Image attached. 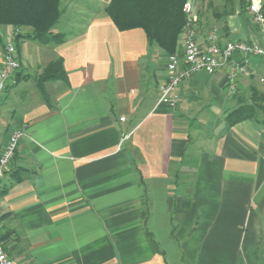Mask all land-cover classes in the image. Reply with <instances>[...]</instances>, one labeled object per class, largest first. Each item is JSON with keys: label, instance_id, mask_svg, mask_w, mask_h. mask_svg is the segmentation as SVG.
I'll use <instances>...</instances> for the list:
<instances>
[{"label": "crops", "instance_id": "crops-1", "mask_svg": "<svg viewBox=\"0 0 264 264\" xmlns=\"http://www.w3.org/2000/svg\"><path fill=\"white\" fill-rule=\"evenodd\" d=\"M107 3L81 28H56L61 43L17 46L0 153L14 129L26 135L0 180L5 251L13 264H264V95L257 119L226 121L236 94H264L263 58L249 56L235 94L223 66L183 79L175 106L159 102L167 54L141 28L119 30ZM248 3L232 0L225 24L204 18L198 41L217 26L221 44L261 42ZM58 56L67 79L46 81L44 98L36 76Z\"/></svg>", "mask_w": 264, "mask_h": 264}, {"label": "trees", "instance_id": "trees-1", "mask_svg": "<svg viewBox=\"0 0 264 264\" xmlns=\"http://www.w3.org/2000/svg\"><path fill=\"white\" fill-rule=\"evenodd\" d=\"M186 1L191 0H108L105 13L119 30L141 28L150 48H156L164 54L179 53L180 36L186 23L182 6ZM60 3L61 0H0V26L24 29L14 35L16 47L22 39H33L45 44L61 43L63 34L53 31L62 13ZM241 4H244V0H241ZM217 7L220 10L216 9L214 13L219 15L217 19H221L232 12V0H225ZM261 8L264 13V0L261 1ZM196 11L200 23L204 19V13L200 8ZM1 42L0 30V44ZM66 79L61 56L51 60L36 76L44 98L47 97L43 86L46 81ZM263 95L254 86L251 87L249 96L236 94V107L227 114V123L233 125L244 119H257V107L263 102ZM262 117L264 119V114ZM2 239L1 234L0 243L3 247Z\"/></svg>", "mask_w": 264, "mask_h": 264}, {"label": "built area", "instance_id": "built-area-1", "mask_svg": "<svg viewBox=\"0 0 264 264\" xmlns=\"http://www.w3.org/2000/svg\"><path fill=\"white\" fill-rule=\"evenodd\" d=\"M186 23L182 32L181 54L174 52L166 56L165 79L159 86V102L175 106L179 101L178 87L183 79L190 78L194 73H214L223 66L227 67L225 74L228 89L235 94L237 86L235 80L239 74L246 70L249 56L257 55L264 59V13L261 8V0H249L248 11L254 24L261 32V42H249L245 40H229L221 44L219 40V28L212 26L205 34L203 42L198 41V15L194 11L191 1H186L182 6ZM15 29L8 39L4 40L2 59L0 65V94L4 92L15 72L20 68L17 57V47L14 35ZM12 36V37H11ZM238 58H234V55ZM124 120V117L120 118ZM26 135L23 128L14 129L0 153V180L8 167L17 143ZM264 160V150L261 154ZM0 264H13V260L0 243Z\"/></svg>", "mask_w": 264, "mask_h": 264}, {"label": "rangeland", "instance_id": "rangeland-1", "mask_svg": "<svg viewBox=\"0 0 264 264\" xmlns=\"http://www.w3.org/2000/svg\"><path fill=\"white\" fill-rule=\"evenodd\" d=\"M96 1L97 2H95L94 0H72V2L69 4V0H61L60 7L62 8V13L60 15L58 22L53 27V31L58 32V31H56V28H58V27L62 28L66 32H68V30H70V29H78V28L83 27V25L87 24L89 19L96 12L99 11V8L102 6V4L105 0H102V4L100 2H98L99 0H96ZM191 2H192V6H193V8H195V10L200 8V10L204 13V18L208 17V21L209 20L213 21L214 19L216 20L215 16L213 15L214 11L216 9L220 10V8H218L217 6L221 3H224L225 0H191ZM209 17H210V19H209ZM241 19H243L244 23L246 24V17L243 16V17H241ZM217 20H219L218 25L225 24L226 21H228V22L231 21V19L228 17H222L221 19H217ZM245 24H244V26H245ZM9 28H10V26H8V25H1L0 26L2 38H3V34L5 33L6 29H9ZM14 30L15 29H13V31ZM19 31H24V29H20ZM62 34H63V36H65V33H62ZM8 38L3 39V44H4V40L8 39ZM179 45H180V43H179ZM29 46H30L29 48H31V45H29ZM46 46H48V45H46ZM31 51H29V52L32 54ZM33 52H34V50H33ZM261 61H262L263 73H264V60L261 59ZM23 62H24V64L26 63L25 60H23ZM27 72L30 75V78L25 80V81H21L20 85H22L23 88L25 89V91H27L28 93L33 92V91L35 92L36 84H35V78L34 77H35V74L37 72L36 66L33 65V67H29L27 69ZM146 102H149V99L145 100V104H146ZM11 103H13V102L12 101H6L4 108H6V109L12 108ZM142 106H144V104Z\"/></svg>", "mask_w": 264, "mask_h": 264}]
</instances>
